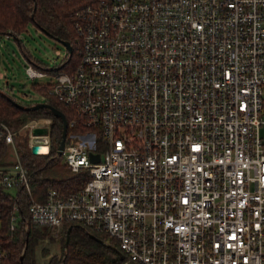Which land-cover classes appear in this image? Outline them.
Returning <instances> with one entry per match:
<instances>
[{
	"label": "built area",
	"instance_id": "obj_1",
	"mask_svg": "<svg viewBox=\"0 0 264 264\" xmlns=\"http://www.w3.org/2000/svg\"><path fill=\"white\" fill-rule=\"evenodd\" d=\"M74 27L76 65L53 69L65 49L25 71L75 110L67 127L86 128L66 135L61 155L89 179L32 199L31 221L54 234L68 221L103 231L118 264H264V0H84ZM49 123L23 125L30 147L48 150V131L32 130ZM2 128L15 160L0 185L30 193Z\"/></svg>",
	"mask_w": 264,
	"mask_h": 264
},
{
	"label": "trees",
	"instance_id": "obj_2",
	"mask_svg": "<svg viewBox=\"0 0 264 264\" xmlns=\"http://www.w3.org/2000/svg\"><path fill=\"white\" fill-rule=\"evenodd\" d=\"M84 3V0H0V34H10L15 38L26 30L28 25H34L44 29L51 37L68 40L73 48L72 54L62 58L59 64L53 66L56 70H66L68 66L76 65L80 56L78 54V34L74 27V12ZM19 41V39H18ZM20 43V41H19ZM28 61L40 69L46 65L30 58L25 51ZM8 85L0 86V90L8 94L14 100L30 105L33 102H22L8 92ZM31 88L43 96V100L59 108L66 116L68 122L78 118L77 113L71 107L57 100L48 93L49 85L32 82ZM36 118H49V148L43 153H32L28 136L22 134L23 125ZM6 125L12 132L14 145L20 161L26 166L30 175V193L25 188L19 187L15 193L8 191L0 185V217L1 246L5 255L0 264H37L36 252L40 243L44 240L53 241V231L47 225H39L31 221L28 213V205L32 199L41 200L49 188L56 189L61 195H67L84 185L89 179L88 174L81 170L72 171L64 162L62 155H57V146L61 140L62 120L49 108L38 107L25 109L16 106L3 93L0 92V130ZM86 128L77 124L67 127V135L70 132L84 131ZM10 152V145L0 138V168L10 165L5 162ZM17 205V212H13ZM17 215L16 224L9 227L10 216ZM70 227L66 242L67 229ZM97 237L109 242L120 249L118 242L103 231L77 221H68L63 224L58 234L60 245L59 253H53L43 264H118L123 254L107 244L93 238ZM48 248L42 246L40 253L47 256ZM22 255V258H21ZM129 264H137L130 262Z\"/></svg>",
	"mask_w": 264,
	"mask_h": 264
},
{
	"label": "rangeland",
	"instance_id": "obj_3",
	"mask_svg": "<svg viewBox=\"0 0 264 264\" xmlns=\"http://www.w3.org/2000/svg\"><path fill=\"white\" fill-rule=\"evenodd\" d=\"M18 39L20 43L13 35L0 34V86L8 85V92L22 102L41 101L43 96L31 88V83L33 81L40 83L45 78L32 80L27 76L25 67L30 61H28L25 51L31 59L53 66L63 57L66 48L60 41L34 25H28L26 30L18 35ZM9 158L10 161H14L15 155L12 153ZM52 235L55 238L53 241L44 240L39 244L36 252L37 264H43L53 253H59L58 234L53 233ZM42 246L48 248L47 256L41 255L40 248Z\"/></svg>",
	"mask_w": 264,
	"mask_h": 264
},
{
	"label": "water",
	"instance_id": "obj_4",
	"mask_svg": "<svg viewBox=\"0 0 264 264\" xmlns=\"http://www.w3.org/2000/svg\"><path fill=\"white\" fill-rule=\"evenodd\" d=\"M41 30L44 31L46 34H48L44 29H41ZM6 35H10V34H6ZM15 39L18 41V37L15 38ZM56 39L58 41H60L65 46V48H66V50L68 52V55L70 56L72 54V51H73L71 43L68 40L59 39V38H56ZM0 92L3 93V95H5L9 100H11L16 106H19V107L25 108V109H30V108L31 109H35V108H38V107H46V108H49L54 114L58 115L61 118V120H62V134H61L60 143L57 146V155H61L62 152H63V147H64L66 135H67V119H66L65 114L59 108L51 105L48 102L38 101V102H34V103L30 104V105H26V104H23V103H20V102L14 100L12 97H10L8 94L3 92L2 90H0ZM47 131H48V129L46 127H34L33 130H32L33 134H46ZM31 151H32V153H36V154L37 153L38 154L39 153H43V149H42L41 145L38 144V143L32 144ZM91 158L94 161L98 160V154L91 153ZM69 231H70V227H68V229H67L66 242L68 240ZM89 234L93 238H95V239L107 244L109 247H111L112 249L116 250L119 254L121 253L120 250L117 249V247L115 245L104 241L103 239L97 237L93 233L89 232ZM21 258H22V255H21Z\"/></svg>",
	"mask_w": 264,
	"mask_h": 264
},
{
	"label": "crops",
	"instance_id": "obj_5",
	"mask_svg": "<svg viewBox=\"0 0 264 264\" xmlns=\"http://www.w3.org/2000/svg\"><path fill=\"white\" fill-rule=\"evenodd\" d=\"M13 153V149H12V147L10 146V152H9V155H8V157L7 158H5V162H7L8 164L10 163H12L13 161H10V158H9V156L11 155ZM9 165H4V167H8Z\"/></svg>",
	"mask_w": 264,
	"mask_h": 264
},
{
	"label": "flooded vegetation",
	"instance_id": "obj_6",
	"mask_svg": "<svg viewBox=\"0 0 264 264\" xmlns=\"http://www.w3.org/2000/svg\"><path fill=\"white\" fill-rule=\"evenodd\" d=\"M57 40V39H56Z\"/></svg>",
	"mask_w": 264,
	"mask_h": 264
}]
</instances>
